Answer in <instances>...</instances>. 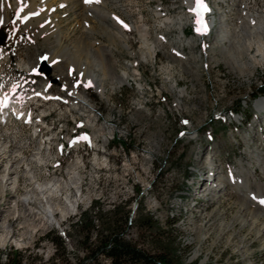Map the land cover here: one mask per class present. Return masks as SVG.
I'll return each mask as SVG.
<instances>
[{
  "label": "rangeland",
  "instance_id": "obj_1",
  "mask_svg": "<svg viewBox=\"0 0 264 264\" xmlns=\"http://www.w3.org/2000/svg\"><path fill=\"white\" fill-rule=\"evenodd\" d=\"M59 1L62 6L56 13L68 43L100 51L129 80L117 87L106 78V98H100L68 60L52 70L39 65L30 73L26 67L50 49L61 53L68 43L56 47L53 38L47 42L45 36H36L38 30L23 29L15 11L7 23L0 19V87L11 79L17 89L23 80L35 89L43 86L27 98L38 106L36 115L48 114L44 144L22 121L12 119L5 125L0 121V235L11 239L0 245V264H8L7 258L13 256L19 264H109L105 255L90 254L89 246H98V234L111 231L116 219L124 239L150 254L165 247L170 264H264V238L255 242L248 230L239 233L237 223L228 231L237 211L231 194L210 203L208 193L200 192L212 161L225 176L245 158V138H264V127H257L262 113L254 108L257 100L264 99V61L240 74L222 58L223 44L216 38L219 22L227 14L229 26L221 32L231 35L224 46L227 53L234 52V59L240 55L248 63L256 50L249 57L240 52L243 10L264 16V0H203L213 14L202 13L199 19L204 23L213 18V31L188 48V54L178 48L181 57L173 56L188 65L190 73L173 69L175 63L167 54L179 44L167 42L175 41L178 31L161 25L165 16L186 12L182 0ZM90 9L107 15V27L97 23L87 12ZM189 15L188 39L193 38L196 24ZM257 35L264 39V34L255 33L252 40ZM158 38L163 39L158 40L159 51L144 58L145 39L153 43ZM197 55L202 62H195ZM176 81V89L186 90L181 98L168 90ZM48 84L50 102L33 101L31 96ZM78 95L89 97L95 106L92 113L72 108L71 100ZM8 169L11 179L3 180ZM51 181L58 188L47 200L36 189ZM74 201L75 208L70 203ZM48 204L69 213L62 219L58 212L48 221ZM86 209L92 223L88 232L75 226ZM124 212L131 215V225L121 222ZM142 218L151 219L153 227L140 228ZM47 235L60 237L62 246L56 247Z\"/></svg>",
  "mask_w": 264,
  "mask_h": 264
},
{
  "label": "bare ground",
  "instance_id": "obj_2",
  "mask_svg": "<svg viewBox=\"0 0 264 264\" xmlns=\"http://www.w3.org/2000/svg\"><path fill=\"white\" fill-rule=\"evenodd\" d=\"M68 1L69 2L72 1L76 4L79 3L80 1H85V0H64V2L66 3ZM100 1L104 2L106 0H100ZM182 5L186 9L185 13H183L182 11L183 14L181 15L178 14L179 16L177 15L176 17L165 16V18L161 20V25L166 29L173 28L178 31L176 40L168 41L167 43L169 44L178 43L179 45H177L176 48L171 47L172 48L171 54H167V55L170 56V59L175 63V65H173L174 66L173 69L178 68L177 70L179 72L188 73L189 72L188 65L185 64L187 67L184 66V64L178 62L177 58L173 56L179 55V57H181L182 55L181 52L183 51H186L188 54V48L189 50L193 49L196 45L195 44L196 41L199 42L202 40V38L209 37L210 30L212 32L215 26V21L213 18H210L209 20L204 22V25H206L207 27V34H201V32H198L197 28H200V25L197 23L194 24L193 25L194 34L192 36L193 38L188 39L186 34V27L189 23L188 12L190 14L189 17L193 18L191 15L192 5L191 3H188V0H182ZM60 6H62V3L59 0H0V19L3 20V22L7 23L11 18L12 13L15 11L18 14L17 25L22 26L23 29L28 31L38 30L36 36L38 37L45 36V41L47 42H49L53 38L55 46L62 47L61 44L64 41L68 43V41L62 31V25L60 22L61 19L59 18L58 13H56V8ZM207 8L208 11L202 13H206L209 15L213 14L208 6ZM162 11L163 10L160 9V14ZM87 12H89V14L91 13V15L94 16L95 20H97V23L100 26L107 27V23H108L107 15L101 14L99 13L98 10H94V9H90ZM243 13H245L243 14L244 18L240 22L241 25L239 28L241 30L239 37L243 39L242 41L243 49L240 52L246 53L245 55H248L249 57L250 51L252 49L256 50L254 55H251L252 57H250V61H249L250 63L242 62L240 55L237 59H234V57L236 56L232 54L234 52L227 53L228 50L227 48H225L224 42H226L227 38L230 37L231 33L227 32L226 34H224L221 32L223 28H227L229 26V18L227 14L222 16V18L220 17L221 20L219 22L220 23L219 31H217L216 33L217 35L216 38L219 39V42L223 44V47L220 50L222 58L225 60V62L234 65V68L240 74H244L247 67L255 68V66L258 63L264 61V39L261 36L257 35L256 39L252 40L253 34L254 35L255 33L264 34V16L263 14H260L259 12L254 10L250 12L243 10ZM121 23L123 22L120 23L118 22L117 24H121ZM156 40L157 41L155 42L153 41V43H151L147 41V39H145L146 47L144 52H142L144 58L148 57L151 59L153 56L156 55L157 51H159L160 48L159 46H157L158 45L157 43L158 40H163V39L158 38ZM55 46L53 44V47ZM123 47L127 49V47L124 46V44ZM178 48L181 50V52L178 50ZM256 56H261L260 60L257 61L255 59ZM187 57H185L184 59L187 60L188 59ZM194 58H196L195 62H197L198 59H200L199 62H202V59L199 55H197ZM62 60H68L69 62L68 64L72 66L73 69L82 76L83 82L85 81L88 82L90 85L89 87H92L94 90H96L100 98H106V87L104 84L106 78H110L113 82L117 83L118 84L117 87L122 86L123 84L127 83L129 80V76L126 73L122 72L118 74L116 68V62L113 61L114 62V63L112 62L113 64L107 62L105 58H102L100 51H97L96 49L94 50L93 48H87V49L85 48L81 50L78 48H74L69 43L63 48L61 53H59L54 48L50 49L47 55L38 58L34 62L33 66L26 67V70L28 69L30 73H33L35 68H37L39 65L40 67H44L46 65L52 70V68L59 67L58 63ZM5 63L6 62L3 61L1 65H4ZM2 69L1 72H3ZM1 72H0V80L3 79V77L1 76L2 75ZM60 73L61 75H65V72L64 73L60 72ZM176 85H177V81L174 84L171 83V85H169L168 90L170 92L176 91L179 98H181L186 94V90L176 89L175 88ZM49 88L50 86L48 84V86L43 90V92L32 95L31 96L32 100L35 101L36 103L38 102L40 103L42 102V100L43 102L44 101L50 102L53 96L47 95L48 93L47 91L49 90ZM74 88L77 87L74 86ZM73 99H75L74 102L72 101ZM73 99L71 100L70 105L74 110H78L79 112H82L87 115L88 113H92L94 111L95 106L91 103L89 97H87L86 95H78ZM62 101L69 102V100H65V99H63ZM176 103L180 104L181 101L180 100L176 101ZM254 108L256 111L262 113V117H261L262 122L260 124H257V127L259 125L261 127H264V123H263L264 99L257 100L254 103ZM112 130L113 129L109 130L108 133H111ZM253 131L254 129L252 130L251 133H253ZM245 139H246L245 144L247 145L245 158L239 160L236 166H232L225 176L222 175L223 171L220 169L221 166L219 164L217 165L215 162L213 163L212 161V163H210L208 167L209 176L207 177V179L205 178L201 179V181L204 180L205 181L201 186L200 192L208 193L209 197L207 198V201L210 203H214L217 200L220 201L219 198L224 196L226 192H229V194H231V200H232L231 203L237 209V211L233 223L232 224L230 223V225H228V231L233 230L235 228L236 223L240 224L241 230L239 231V233H241L243 230H248L249 234L255 235L256 237L255 242H257L260 239L264 238V204L260 203L261 200H264V151L259 150L261 147L264 146V138L262 140L261 139L255 140L253 138L251 139L250 137H247ZM154 146L157 147V145ZM8 171L9 169L5 171L3 180L4 179L7 180L9 176ZM52 182L53 181L37 185L36 191H39V194L47 200L51 197L52 190L55 191L58 188L57 183H52ZM25 198H28V195H26ZM70 203H71V207L75 208L76 202L74 201ZM45 211L48 221L50 218H55L58 212L61 214L62 219H64L69 213L68 210H65L60 207L53 208L50 204L46 206ZM56 222L59 224V220L58 221L56 220ZM10 240L9 237L6 236V234L0 235L1 246H5ZM244 242L245 241L242 240L240 244H243ZM244 247L245 246H242V248Z\"/></svg>",
  "mask_w": 264,
  "mask_h": 264
},
{
  "label": "trees",
  "instance_id": "obj_3",
  "mask_svg": "<svg viewBox=\"0 0 264 264\" xmlns=\"http://www.w3.org/2000/svg\"><path fill=\"white\" fill-rule=\"evenodd\" d=\"M90 210V209H89ZM129 213L124 212L121 216V222L123 224H128ZM151 219L142 218L139 222L140 228H152V224L150 223ZM132 223V220H131ZM131 223L129 225H131ZM115 224L114 228L111 229L108 233H100L98 234L99 245L95 247H90V254L94 255L96 253H101L109 258V264H170L171 261L168 258V254L165 252V247L157 253L150 254L146 252L144 249L138 247L134 242L130 240L124 239L122 234L117 231L122 228L118 224V220L116 219L113 223ZM75 226L78 227L81 231L88 232L90 227H92L91 216L88 213V209L84 210L79 214V218L77 219ZM87 234V233H86ZM51 242L55 244L56 247L62 246L63 242L60 237L57 235L51 236L47 235ZM85 239H88L89 236H85ZM111 242L110 247L106 248L107 244ZM8 255L6 254V257ZM8 264H19L20 261L16 260V256L13 258H7ZM80 264H85L81 263Z\"/></svg>",
  "mask_w": 264,
  "mask_h": 264
},
{
  "label": "snow or ice",
  "instance_id": "obj_4",
  "mask_svg": "<svg viewBox=\"0 0 264 264\" xmlns=\"http://www.w3.org/2000/svg\"><path fill=\"white\" fill-rule=\"evenodd\" d=\"M91 2L92 0H85V3H91ZM191 11H193L198 17L197 24L201 26L200 28H197V31L201 32L202 29L206 30V25H204L203 20L199 19L202 12L208 11L207 5L204 4L203 0H195V7L192 8ZM260 203L264 204V200H261Z\"/></svg>",
  "mask_w": 264,
  "mask_h": 264
},
{
  "label": "built area",
  "instance_id": "obj_5",
  "mask_svg": "<svg viewBox=\"0 0 264 264\" xmlns=\"http://www.w3.org/2000/svg\"><path fill=\"white\" fill-rule=\"evenodd\" d=\"M188 3H191V5H192V0H188ZM192 8H193V7H192ZM191 15H192V17L195 19V23H197V19H198V17L196 16V14L192 11ZM200 27H201V26H200ZM201 34H207V27H206V30H204V29L201 30ZM164 47H165V45H164ZM131 220H132V217H131V215H129V217H128V224L131 223ZM110 245H111V242H109V243L107 244L106 248L110 247Z\"/></svg>",
  "mask_w": 264,
  "mask_h": 264
}]
</instances>
